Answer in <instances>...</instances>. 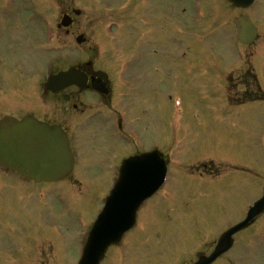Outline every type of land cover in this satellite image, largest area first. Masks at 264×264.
<instances>
[{
	"label": "rangeland",
	"instance_id": "rangeland-1",
	"mask_svg": "<svg viewBox=\"0 0 264 264\" xmlns=\"http://www.w3.org/2000/svg\"><path fill=\"white\" fill-rule=\"evenodd\" d=\"M124 1L128 7L122 10ZM5 2L8 3L5 7L8 28L5 23L7 12L1 8L0 63L4 64L7 59L8 40V71L7 65H0V116L8 110V113L20 116L26 112L21 111L28 110V107L39 112L46 109L45 115L55 117L73 132L77 164L71 176L46 188L43 187L46 184H19L14 175L8 176L10 171L0 169V264H77L80 246L84 242L79 243V235L88 230L101 205L98 197L114 180L120 158L134 152L131 143L136 139L116 141L112 132L105 131L104 123L108 125L107 120H110L109 117L101 119L105 114L95 116L88 124L87 115L90 112L100 108L108 111L95 101V95L87 93L81 101L75 99L74 102L79 103L77 110L73 101L55 100L56 95L53 94L38 104L37 92H41L38 83L41 78L46 79L50 72L88 59L92 60L93 68L112 69L115 73L117 71L118 79L123 78L121 70L132 61L133 67L137 65L133 53L136 52L134 43H137L138 36L136 27L140 25L136 21L139 14L136 9L141 11L140 4L137 0H0V4ZM170 2L171 11L179 15L177 18L162 13L166 0H156V5L152 2L156 7V16L152 14L150 23L157 26L158 37L148 49L152 59L142 60H152L154 74L152 71L149 74L151 85H143L146 96L137 99L140 104L135 102L141 108L145 106L148 114L140 112L141 108H135V113L137 110L138 113L131 116L132 121L144 116L139 124H135L137 143L145 150L156 145L164 152L171 151L174 160L183 159L190 166L207 158L224 165H220L221 172L220 166L215 165L214 169L220 174L208 177L205 175L211 172L210 160L196 164L197 167H189L185 163L173 164L169 179L162 188L170 194L164 197L166 192L163 190L164 193H158L143 204L138 212L137 227L124 242L108 250L102 264L191 263L198 252L213 249L225 227L244 216L247 202L260 194L264 182V101L252 102L247 107L228 108L222 105L221 85L203 83V78L198 84L197 79L181 78L176 75L179 72L175 67L177 60L172 69L170 67L182 41L190 48H186L189 62L199 57L192 50L197 45L225 51L233 35V31H228L230 24L227 20L233 13L238 15L242 11H229L223 0ZM256 4L246 13L252 15L263 28L264 37V0H258ZM212 5H215L213 11H219V17L204 29L207 16L212 15ZM200 6L205 20L198 28L195 25L197 19L193 18L198 15ZM72 8H80V14H73L74 23L67 33L65 27L58 29L57 23L62 12ZM175 24L181 25L189 37L175 35L172 31ZM209 26L219 29L223 37L220 43L218 38L212 40L211 37L205 45L197 41L199 38L194 36L195 33L209 32L206 29ZM79 33L84 34L85 42H76ZM261 44L264 45V41ZM153 49H156L155 53ZM202 58L195 61L198 65L193 67L194 70L200 68L199 64H205ZM133 72L123 73L126 91L129 92L121 103L125 104L124 108H131L129 98L137 95L134 94L136 84L132 81ZM193 74L198 76V72ZM16 75L27 80V88L22 89L25 95L30 96L23 100H29L28 106L27 102L8 98L11 94L9 87L13 86ZM175 75L180 80L174 79ZM148 95H151L149 99ZM13 107L20 112H14ZM221 112L228 115L223 116ZM71 117L79 118L70 120ZM203 164L207 165L202 167ZM189 172L204 177H194ZM49 186L53 187L49 189ZM41 188L43 192L49 189L44 199L36 193ZM8 224L10 228L6 230ZM257 224L264 226V216ZM11 228H14L12 233ZM254 228L241 233L236 248L213 264H264V230L247 248L251 239L247 233Z\"/></svg>",
	"mask_w": 264,
	"mask_h": 264
},
{
	"label": "water",
	"instance_id": "water-1",
	"mask_svg": "<svg viewBox=\"0 0 264 264\" xmlns=\"http://www.w3.org/2000/svg\"><path fill=\"white\" fill-rule=\"evenodd\" d=\"M233 1L236 4L241 3L240 0ZM66 17L63 24H67ZM240 26L241 39L244 41L247 32L251 34L249 37L251 38V32L255 30L251 28L250 23H242ZM85 78V74L79 69L69 67L67 70L49 75L46 86L57 92L72 83L81 85ZM0 165L35 180H57L66 176L72 169L73 155L68 137L59 125H50L33 116H24L21 119L5 116L0 120ZM165 170L164 159L158 151L144 153L124 161L119 182L93 226L80 264L99 263L107 246L118 241L133 223V216L139 203L163 182ZM127 171L130 172L127 174ZM123 200L130 205L121 213ZM263 206L264 195L249 211L244 221L225 233L222 243L214 252L209 257H202L195 264H208L228 249L232 233L255 215L257 208Z\"/></svg>",
	"mask_w": 264,
	"mask_h": 264
},
{
	"label": "flooded vegetation",
	"instance_id": "flooded-vegetation-1",
	"mask_svg": "<svg viewBox=\"0 0 264 264\" xmlns=\"http://www.w3.org/2000/svg\"><path fill=\"white\" fill-rule=\"evenodd\" d=\"M137 1H140V0H137ZM137 10H138V8L136 9V12L139 13V11H137ZM153 14H154V16H156V10L153 11ZM135 16H136V14H135ZM139 17L140 16L138 14L136 20H139ZM151 20H152V18L150 19V21ZM150 21L148 23V29L150 31V41L156 42L155 38L157 37V30H156L157 26L152 24V22L150 23ZM5 23H6V27L8 28V12L5 15ZM236 33L237 32L235 31L233 39H235ZM260 39L262 40V42L264 41V37H261ZM234 45H236V42L234 43ZM253 50L252 49H249V50L244 49V51H243L242 49H240V48L237 49L236 47L230 48V61H231L230 65H228L227 67L212 66V68H209L210 70H208V71H213L211 76H209L208 73L205 76L203 74L204 73V71H203L202 77L203 78L206 77L205 79L208 82H212V83H215L217 85H221L223 87H229L231 89V91L233 92L234 96H236L238 94L237 89H234L237 86H241V88H240L241 94H243V93L248 94L249 92H251L250 89H248L249 87H251L253 84L260 85L261 82H263V79H262L263 77L260 74V67L263 63V58H255V61H254V59H253L254 51ZM153 51L155 53L156 49H153ZM5 52L7 54V56H6L7 59H5L4 64L0 63V65L1 66L7 65L6 70L8 71V40H7V50ZM150 58L152 59V57H150ZM259 59H261V60L257 63V61ZM151 62H152V60H151ZM12 64L15 66L16 62H14ZM170 65H171L170 67L172 69L173 63L171 62ZM176 66H177V69L180 70V74L182 76H185L187 74L186 72H187V69L189 68L188 66H186V65H179L178 66V64ZM80 67H81V69L86 71V73L88 74L87 84L83 88H78V87H76V85L68 87L67 89H65L62 92L57 94V96L60 97L59 99H62L63 101L67 100V101H73V102L75 101V99H78L79 101H81L84 97H86V94L88 92H91V93L93 92V93L98 94L100 96L101 103L103 104L102 105L103 107H105L109 110H112V104L111 103L113 102L114 98H116V99L119 98L118 94H120L121 89H117L116 86L114 85V81H116V80L114 78H112V75L109 72H107L109 70L97 71L96 69H94L92 67V64H90V63L85 64V66H80ZM153 70H152V74H154ZM200 70H205V69L202 68ZM93 75L94 76H100L104 80L105 89H106V92H104V94L94 91V89L91 85V77ZM7 78H8V75H7ZM25 81H27V80L21 79L16 75L13 86L9 87V89L11 90V94H10V96H8V98L14 99L16 102H27V101H29V100L23 101L25 98H28V96H29V94L25 95L26 93L23 92V89H22V88H27V87H25L27 85V83H25ZM39 81H40V83H38V85H39V88L41 89V92H39V93L37 92V94H38V102L37 103L38 104L43 103V98L46 97V95H45L46 93H45V89H44V79L41 78ZM246 87H248V88H246ZM35 89L38 91L37 87ZM40 89H39V91H40ZM10 90H8V91H10ZM26 91H27V89H26ZM46 92H47V94L51 93L50 91H46ZM15 94H19V97H15ZM35 101H37V100H35ZM31 103H35V102L32 101ZM26 106H28V102H27ZM73 107H74V109L77 110L79 108V103L74 102ZM16 108H18V107H16ZM29 108L30 107L26 108L28 110H22L21 112L26 111L25 113L33 114L36 117H38L39 119L48 121L50 123H60L69 132L68 127L63 122L56 120L55 117L51 118L52 116L50 117L48 115H45L44 114L46 111L45 108H44L45 110H41L43 112V114L41 113V111L39 112V110H35L33 108H31L29 110ZM12 109H14V107ZM63 109L65 110V107H63ZM6 112H8V111H6ZM14 112H20V111H14ZM51 113H53V112H51ZM69 116H72V115H69ZM78 118L79 117H71L70 120H77ZM109 129L111 130L110 126H109ZM9 176H11V175H9ZM13 177L19 179L20 182L19 181L17 182L19 184H21L22 182H26V179L24 180V178L21 176H19V177L13 176ZM31 183H32V181H31ZM41 190L42 189H40L36 193L40 196H43L44 192ZM22 193L23 192H21V194ZM23 204H25V202H23ZM7 229H8V225L6 226V230Z\"/></svg>",
	"mask_w": 264,
	"mask_h": 264
}]
</instances>
